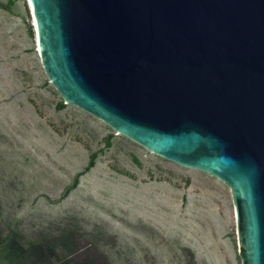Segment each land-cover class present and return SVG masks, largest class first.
I'll use <instances>...</instances> for the list:
<instances>
[{
  "label": "water",
  "instance_id": "1",
  "mask_svg": "<svg viewBox=\"0 0 264 264\" xmlns=\"http://www.w3.org/2000/svg\"><path fill=\"white\" fill-rule=\"evenodd\" d=\"M63 101L229 187L264 264V0H27Z\"/></svg>",
  "mask_w": 264,
  "mask_h": 264
},
{
  "label": "rangeland",
  "instance_id": "2",
  "mask_svg": "<svg viewBox=\"0 0 264 264\" xmlns=\"http://www.w3.org/2000/svg\"><path fill=\"white\" fill-rule=\"evenodd\" d=\"M35 42L0 0V264H241L229 187L63 101Z\"/></svg>",
  "mask_w": 264,
  "mask_h": 264
},
{
  "label": "trees",
  "instance_id": "3",
  "mask_svg": "<svg viewBox=\"0 0 264 264\" xmlns=\"http://www.w3.org/2000/svg\"><path fill=\"white\" fill-rule=\"evenodd\" d=\"M92 159H94L93 155H91L89 157V159H87L88 160L87 165L83 168V170H82V172H80V174L83 173L84 171L88 170L93 165V160Z\"/></svg>",
  "mask_w": 264,
  "mask_h": 264
},
{
  "label": "bare ground",
  "instance_id": "4",
  "mask_svg": "<svg viewBox=\"0 0 264 264\" xmlns=\"http://www.w3.org/2000/svg\"><path fill=\"white\" fill-rule=\"evenodd\" d=\"M28 6H29V8H30V4H28ZM30 11H31V9H30ZM31 16H32V20H33V24H34V32H35V28H36V26H35V20H34V17H33V15H32V11H31ZM35 41H37V39H35ZM35 46H36V50H38V46H37V43L35 44Z\"/></svg>",
  "mask_w": 264,
  "mask_h": 264
},
{
  "label": "crops",
  "instance_id": "5",
  "mask_svg": "<svg viewBox=\"0 0 264 264\" xmlns=\"http://www.w3.org/2000/svg\"><path fill=\"white\" fill-rule=\"evenodd\" d=\"M4 263H6V259L4 260Z\"/></svg>",
  "mask_w": 264,
  "mask_h": 264
}]
</instances>
